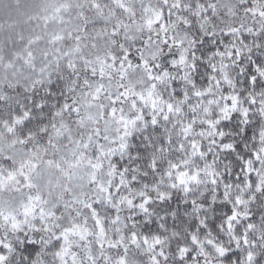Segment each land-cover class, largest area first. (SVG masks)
<instances>
[{"label": "clouds", "instance_id": "9594fccd", "mask_svg": "<svg viewBox=\"0 0 264 264\" xmlns=\"http://www.w3.org/2000/svg\"><path fill=\"white\" fill-rule=\"evenodd\" d=\"M0 264H264V0H0Z\"/></svg>", "mask_w": 264, "mask_h": 264}]
</instances>
